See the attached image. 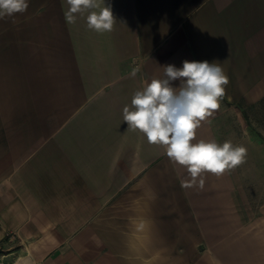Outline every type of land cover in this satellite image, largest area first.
I'll list each match as a JSON object with an SVG mask.
<instances>
[{
  "label": "crops",
  "instance_id": "obj_1",
  "mask_svg": "<svg viewBox=\"0 0 264 264\" xmlns=\"http://www.w3.org/2000/svg\"><path fill=\"white\" fill-rule=\"evenodd\" d=\"M104 4L116 21L102 34L87 12L68 24L66 0L0 18V246L15 254L1 263L264 264V217L243 218L231 172L184 187L187 170L122 115L164 66L206 60L230 83L193 142H218L224 106L248 125L264 102V0Z\"/></svg>",
  "mask_w": 264,
  "mask_h": 264
},
{
  "label": "clouds",
  "instance_id": "obj_2",
  "mask_svg": "<svg viewBox=\"0 0 264 264\" xmlns=\"http://www.w3.org/2000/svg\"><path fill=\"white\" fill-rule=\"evenodd\" d=\"M64 12L68 24H75L77 15L87 12L88 29L97 33L111 32L115 24L110 6L104 0H66ZM29 0H0V18L23 14ZM160 78L145 81L136 90L130 105L122 110L127 130L138 131L150 145L165 149L169 160L187 170L190 177L184 187L204 185L205 174L221 176L246 162L247 149L231 141L222 144L214 140L194 143L197 129L202 122L220 108V101L230 83L222 64L208 61L183 62L182 68L174 65L163 67ZM140 67H134L130 75L135 77ZM180 80L174 88L172 81Z\"/></svg>",
  "mask_w": 264,
  "mask_h": 264
},
{
  "label": "rangeland",
  "instance_id": "obj_3",
  "mask_svg": "<svg viewBox=\"0 0 264 264\" xmlns=\"http://www.w3.org/2000/svg\"><path fill=\"white\" fill-rule=\"evenodd\" d=\"M247 125L236 106H224L213 120L218 143L231 141L247 149L246 162L231 170L235 203L245 220L264 217V102L246 108ZM16 246V245H15ZM0 246L2 259L10 261L15 254ZM7 256V257H5Z\"/></svg>",
  "mask_w": 264,
  "mask_h": 264
}]
</instances>
